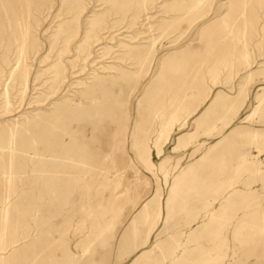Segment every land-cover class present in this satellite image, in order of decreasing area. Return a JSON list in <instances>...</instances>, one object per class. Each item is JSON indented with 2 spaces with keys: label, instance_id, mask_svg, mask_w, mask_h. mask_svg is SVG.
<instances>
[{
  "label": "rangeland",
  "instance_id": "rangeland-1",
  "mask_svg": "<svg viewBox=\"0 0 264 264\" xmlns=\"http://www.w3.org/2000/svg\"><path fill=\"white\" fill-rule=\"evenodd\" d=\"M0 264H264V0H0Z\"/></svg>",
  "mask_w": 264,
  "mask_h": 264
}]
</instances>
